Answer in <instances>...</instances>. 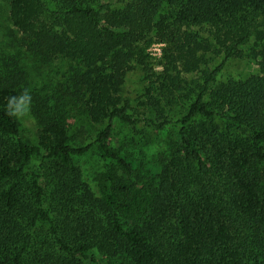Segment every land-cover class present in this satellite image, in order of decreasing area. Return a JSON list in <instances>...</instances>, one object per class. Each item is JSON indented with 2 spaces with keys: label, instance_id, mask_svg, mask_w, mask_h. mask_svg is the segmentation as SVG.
Returning <instances> with one entry per match:
<instances>
[{
  "label": "trees",
  "instance_id": "16d2710c",
  "mask_svg": "<svg viewBox=\"0 0 264 264\" xmlns=\"http://www.w3.org/2000/svg\"><path fill=\"white\" fill-rule=\"evenodd\" d=\"M0 2V264H264V0ZM244 47L256 73L219 81ZM136 70L159 159L110 145Z\"/></svg>",
  "mask_w": 264,
  "mask_h": 264
},
{
  "label": "rangeland",
  "instance_id": "374dc122",
  "mask_svg": "<svg viewBox=\"0 0 264 264\" xmlns=\"http://www.w3.org/2000/svg\"><path fill=\"white\" fill-rule=\"evenodd\" d=\"M8 28V24L4 21L2 3L0 2V54L8 50L12 53H14L15 49L19 50L16 37L8 32ZM161 47V45L154 44L148 50L149 55L153 58L154 69L156 71L161 70V67H159ZM220 63L221 59H216L212 68L218 66ZM34 69L38 72L36 67ZM256 71L257 67L255 66L254 54L249 47H244L237 57L224 63L220 70L218 80L223 82L228 79H243L250 74L256 73ZM144 86L145 82L142 80L140 70L133 71L127 75L122 95L131 101L132 108L139 121L134 126H125L115 122L110 145L122 150L132 151L137 157L145 158V160L159 159L167 151L168 145L170 146V143H174V139L170 136L172 131L169 124L166 123L165 129L161 131L145 123L144 119L149 118V114L144 108L139 106L141 102L145 101L143 96ZM17 116L21 123L22 137L27 141L34 142L36 125L24 104L18 106ZM176 118L173 114L166 116L168 120H176ZM166 119H159L156 123L163 122ZM89 160L90 162L93 161L92 159L80 161L84 173L88 172L86 175H89L91 170L87 167Z\"/></svg>",
  "mask_w": 264,
  "mask_h": 264
}]
</instances>
